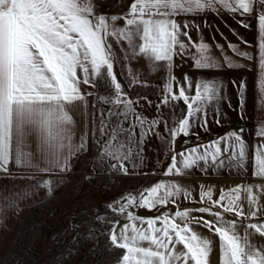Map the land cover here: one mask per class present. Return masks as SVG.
Returning <instances> with one entry per match:
<instances>
[{"label": "snow or ice", "instance_id": "obj_1", "mask_svg": "<svg viewBox=\"0 0 264 264\" xmlns=\"http://www.w3.org/2000/svg\"><path fill=\"white\" fill-rule=\"evenodd\" d=\"M257 4L261 6L257 18L264 68V0H132L125 14L111 16L97 14L94 0H0V172L7 173L13 163L29 169L31 179L70 171L71 157L84 148L85 137L90 134L83 131L78 137L80 143H75L74 114L78 105L86 103L81 84L94 86L96 78H101L110 84L112 94L100 100L112 107L98 113L99 124L91 134H100L101 157L115 161L111 168L126 174L127 161L133 155V137L138 135V127H145V118L135 114L134 102L117 80L110 38L118 44L125 43L132 55L151 61L153 68L157 62H166L170 68L174 56L190 48H195L192 59L196 67H212L208 45L192 41L186 31L188 25L185 23L181 31L175 17L213 8L250 14ZM118 20L123 21V26H117ZM174 79L169 76L162 103L183 101L187 111L170 129L173 138L188 135L198 114L206 126V106L220 98L215 82L198 83L194 94L189 95L186 89L193 86L188 78L175 86ZM156 124L152 121L148 132H153ZM30 138L35 140V151L30 150ZM196 153L197 149H192L187 155L180 154L179 164L173 155L169 172L180 174L182 168L189 169L198 160L222 162L220 158L228 154L243 161L246 145L238 134L231 133L205 146L199 155ZM254 167V175L264 177V148L257 150ZM40 183L51 193L52 179L44 178ZM181 191L177 185L158 183L125 197L119 212L136 206H166ZM241 191L247 193L251 209L248 213L239 204ZM204 197L208 198V206L195 211L212 215L215 220H206L202 215L193 217L188 209L152 218L128 211V223L119 231L114 225L109 234L111 244L123 250L118 264H209L212 241L195 231L194 224L218 236L221 264H264V246L254 245L250 239L253 233L264 236V222L248 223L241 234L235 220L224 219V213L249 221L257 218L261 207L253 187L236 186L227 194L222 191L216 200L211 199L210 192H204L202 203ZM171 202L175 204V199ZM145 242L147 247L143 246Z\"/></svg>", "mask_w": 264, "mask_h": 264}, {"label": "crops", "instance_id": "obj_2", "mask_svg": "<svg viewBox=\"0 0 264 264\" xmlns=\"http://www.w3.org/2000/svg\"><path fill=\"white\" fill-rule=\"evenodd\" d=\"M94 3L97 14L123 15L128 10V8L100 9L98 0H94ZM260 11L261 6L257 4L250 14L223 9L217 11L213 8L175 17L181 31L185 30L183 28L185 23L188 25L186 31L192 41L208 45L207 54L214 64L212 67H196L192 59L196 54L195 48H190L183 55H175L170 68L166 62H157L153 68L151 61L141 55H132L125 43L118 44L110 38L109 42L113 45L116 57L114 72L117 80L121 83L126 96L134 102L135 114L145 118V127H138L136 129L138 135L133 137L131 145L133 155L127 161V173L119 169H114V172L110 173L114 180L132 183L124 187L121 206L128 195H136L158 183L174 184L182 189L178 196L171 198L175 199V204L170 199L166 206L151 209L139 206L127 208L126 212L115 220L112 228L116 225L119 231L120 227L128 223V211L139 217L152 218L165 212L174 213L178 209H188L193 217L202 215L206 220H215L212 215L195 211L197 208L208 206V198L204 197L202 203L201 194L210 192L211 199L216 200L222 191L227 194L236 186H241L242 189L252 186L261 211L257 218L251 221L237 218L233 213H224V219L235 220L237 231L241 234L245 232L248 223L264 222V177L254 175V156L257 150L264 148V135H261V131L264 130V68L260 62L261 33L257 18ZM116 23L117 26H123L122 20ZM180 38L185 40L183 36ZM240 53H248V56H242ZM169 76L175 78L174 86L176 83L184 84L187 77V82L193 86L186 89L189 95L194 94L196 84L206 81L215 82L220 89L219 100L206 106L207 125L203 126L204 120L198 114L192 121L189 134H180L175 138L172 137L170 129L177 126V122L187 109L183 101L162 103L167 95L165 85ZM81 91L85 94L86 103L78 105L74 114L76 121L74 141L79 144L78 137L83 131H89L90 134L85 137L84 148L71 157L70 171L51 176L38 175L35 179L69 175L85 155L90 156L102 149L103 141L99 132L96 131L93 135L91 129L99 124L98 113L107 112L112 107L100 100V97L112 94L111 86L104 79L96 78L94 86L81 84ZM152 121H156L157 124L153 132H148V126ZM124 127L127 128L128 124L126 123ZM231 133L238 134L246 145V156L243 161L228 154L220 158L222 162L198 160L196 165L189 169H183L180 165L182 168L180 174L169 172L173 155L177 156L179 164L180 154L187 155L192 149H197L196 155H199L205 146ZM29 144L30 150L35 151L34 138L29 139ZM31 176L32 172L29 169L17 167L14 163L9 165L7 173L0 172V229H18L19 183L22 180H32ZM114 196H117V193H114ZM239 204L243 206L245 213L251 210L247 193L241 191ZM193 227L199 234L212 241L209 264H221L218 236L202 225L194 224ZM250 239L252 244L264 246V236L253 233ZM10 243L11 239L0 242V245ZM143 246L147 247V242ZM177 248L182 250V246Z\"/></svg>", "mask_w": 264, "mask_h": 264}, {"label": "rangeland", "instance_id": "obj_3", "mask_svg": "<svg viewBox=\"0 0 264 264\" xmlns=\"http://www.w3.org/2000/svg\"><path fill=\"white\" fill-rule=\"evenodd\" d=\"M98 3L100 9L123 10L132 0ZM111 164L100 148L71 174L51 178V193L42 179L20 181L19 227L0 229V242L12 240L0 245V264H118L123 250L111 244L109 234L122 215L124 187L132 183L114 180Z\"/></svg>", "mask_w": 264, "mask_h": 264}, {"label": "built area", "instance_id": "obj_4", "mask_svg": "<svg viewBox=\"0 0 264 264\" xmlns=\"http://www.w3.org/2000/svg\"><path fill=\"white\" fill-rule=\"evenodd\" d=\"M133 208V207H132Z\"/></svg>", "mask_w": 264, "mask_h": 264}]
</instances>
